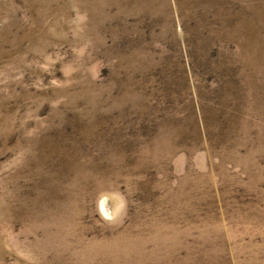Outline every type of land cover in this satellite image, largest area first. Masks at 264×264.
Listing matches in <instances>:
<instances>
[{"label":"rangeland","instance_id":"obj_1","mask_svg":"<svg viewBox=\"0 0 264 264\" xmlns=\"http://www.w3.org/2000/svg\"><path fill=\"white\" fill-rule=\"evenodd\" d=\"M0 264H264V0H0Z\"/></svg>","mask_w":264,"mask_h":264}]
</instances>
